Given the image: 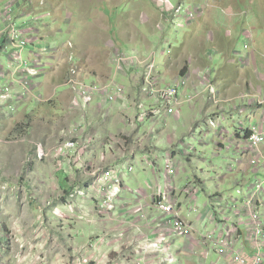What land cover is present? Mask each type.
I'll return each mask as SVG.
<instances>
[{"label":"clouds","instance_id":"1","mask_svg":"<svg viewBox=\"0 0 264 264\" xmlns=\"http://www.w3.org/2000/svg\"><path fill=\"white\" fill-rule=\"evenodd\" d=\"M0 264H264V0H0Z\"/></svg>","mask_w":264,"mask_h":264}]
</instances>
